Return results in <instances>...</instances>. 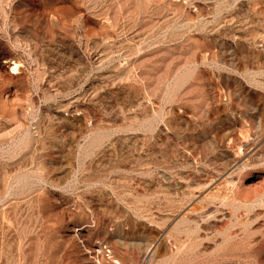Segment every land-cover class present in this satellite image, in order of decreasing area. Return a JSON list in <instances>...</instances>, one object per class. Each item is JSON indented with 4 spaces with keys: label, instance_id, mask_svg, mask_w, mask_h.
<instances>
[{
    "label": "rangeland",
    "instance_id": "rangeland-1",
    "mask_svg": "<svg viewBox=\"0 0 264 264\" xmlns=\"http://www.w3.org/2000/svg\"><path fill=\"white\" fill-rule=\"evenodd\" d=\"M0 264H264V0H0Z\"/></svg>",
    "mask_w": 264,
    "mask_h": 264
}]
</instances>
